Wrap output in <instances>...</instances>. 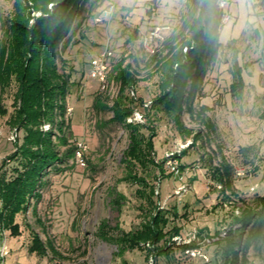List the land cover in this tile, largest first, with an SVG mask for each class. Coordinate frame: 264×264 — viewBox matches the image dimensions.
Segmentation results:
<instances>
[{"label":"rangeland","instance_id":"1","mask_svg":"<svg viewBox=\"0 0 264 264\" xmlns=\"http://www.w3.org/2000/svg\"><path fill=\"white\" fill-rule=\"evenodd\" d=\"M261 1L226 0L230 20L221 24L218 39L229 47L225 49L226 54L220 53L218 60L207 68L201 91L193 102L196 110L200 105L209 107L205 117L210 123L206 125L186 111L181 116L184 127L193 133L199 132L200 139L192 145L191 138L180 134L170 117L161 112L150 114L156 132L154 160L162 163L163 175L150 167L147 179L155 187L154 200L169 217L166 230L174 226L179 234L171 239L170 250L156 258L141 249L126 251L124 259L128 264H222L215 255L214 242L225 238L228 230L238 229L239 224H232L231 214L241 215L242 203L253 205L262 193L264 118L260 114L264 111V6ZM108 4L115 6L112 16L96 23V12ZM187 5L188 0H105L90 8L89 2L85 4L76 19L79 24L71 42L60 53L67 63L65 71L72 72L73 83L66 99V107L71 110L66 112L64 134L69 144L59 147L63 152L73 143H83L85 165L80 166L75 157L64 159L57 164L60 171L52 169L43 178L41 199L31 204L25 214L16 216L20 235L12 237L8 231H0V239L8 247L3 264L122 263L121 257L115 254V245L98 237V225L106 220L110 227L118 224L122 230L129 231L145 219L142 208L148 207L141 205L135 194L137 185L122 180L125 168L120 160L127 148V133L109 121L111 112L97 111L92 106L98 94L108 96L106 102L110 105L118 85L112 82L108 90H101L99 83L88 76V62L108 42L115 57L111 65L121 59L123 64L131 65L138 79L132 90L134 96L148 105L157 93L158 74L153 66L146 65L153 53L141 44V34L162 23L178 27ZM11 9L12 0H0L3 16H8ZM149 10L150 14L146 12ZM1 31L0 21V34ZM233 55L235 75L243 83L238 99L228 91L234 75V64L230 62ZM58 66L62 70L59 60ZM13 92L11 87L2 96L8 113L13 108ZM134 112L142 115L139 123L148 124L145 106H135ZM7 120L8 115L0 116V162L23 137V131L12 128ZM47 125L49 128L45 130ZM50 129L48 123L41 127L44 132ZM142 131L148 133L146 129ZM248 146L253 149L242 152L241 148ZM168 159L178 168L177 174L166 164ZM223 163L230 165L231 175L230 186L224 194L217 190L218 183L212 176L213 169ZM236 168H242L243 174L235 175ZM115 194L123 197L118 207L112 203ZM31 230L43 241L44 256L28 253ZM188 243H194L207 260L185 256L181 246ZM245 257L248 264H264L261 258L264 249L258 255L249 247Z\"/></svg>","mask_w":264,"mask_h":264},{"label":"trees","instance_id":"2","mask_svg":"<svg viewBox=\"0 0 264 264\" xmlns=\"http://www.w3.org/2000/svg\"><path fill=\"white\" fill-rule=\"evenodd\" d=\"M104 1L12 0L10 14L3 16L0 12V116L8 115V124L17 131H23L21 143H16L11 153L0 162V231H8L12 237L20 235L16 216L25 214L31 204L41 199L40 190L45 184L43 178L52 169L60 171L57 164L75 156L74 143L63 152L59 151L60 146L69 144L64 134L67 126L66 99L73 83L72 72L65 71L67 63L60 53L71 42L79 24L76 19L85 4L89 2L90 8ZM219 1L188 0L187 10L180 17L178 27L171 25L166 39L148 57L146 65L153 66L158 74L157 93L148 105L134 96L132 90L138 79L131 65L123 64L121 59L112 66L114 56L110 61L108 85L116 83L117 92L110 105L106 102L108 96L98 94L93 99V108L111 112L109 121L127 133V148L120 160L125 168L122 180L137 185L135 194L141 205L148 207L142 208L146 212L145 219L129 231L122 230L118 224L110 227L106 220L99 223L98 237L114 244L115 254L119 257L134 249L147 251L154 258L164 255L173 244L171 239L179 234V229L174 226L166 230L169 217L154 200L155 187L147 179L150 167L163 175L162 163L157 164L154 160L153 138L156 132L150 114L161 112L170 117L179 133L191 138L192 145L200 139V133L184 127L182 113L186 111L206 125L210 123L205 117L209 107L200 105L196 110L193 102L201 91L207 68L218 60L220 53L226 54L225 49L229 47L218 39L223 15ZM261 5L264 6V0ZM102 9L96 12V16ZM146 12L150 14V10ZM230 59L234 64V55ZM233 68V82L228 91L238 99L242 95L243 83L235 75V64ZM11 87H14L13 108L8 113L2 104V96ZM135 106L146 107L145 122L148 124L128 121L133 117ZM260 116L264 118V111ZM46 123L51 124V129L44 132L41 127ZM251 149L253 146L241 148L245 153ZM212 176L222 185L220 192L224 194L231 182L230 165H218ZM122 198V195L115 194L112 200L115 207L119 206ZM242 205L241 215L231 214L232 224H239L238 229L235 228L234 232L228 230L225 238L214 242L217 245L215 255L222 264H248L245 251L249 247L258 255L264 249V188L253 205ZM245 232L246 237L242 239ZM30 234L28 253L44 256L46 248L43 241L32 230ZM195 246L188 243L181 247L184 251ZM261 258L264 261V257ZM122 264L127 263L122 261Z\"/></svg>","mask_w":264,"mask_h":264},{"label":"built area","instance_id":"3","mask_svg":"<svg viewBox=\"0 0 264 264\" xmlns=\"http://www.w3.org/2000/svg\"><path fill=\"white\" fill-rule=\"evenodd\" d=\"M219 8L222 10L223 15L221 19V24L226 23L230 20L229 15L227 14L226 7H227V2L226 0H220L218 2ZM114 4H109L108 6L104 7L98 15L95 17V22L96 23H102L107 21L113 14L114 12ZM171 24L170 23H162L159 25H154L147 30H145L141 34V44L143 47L153 53L154 49L162 43L167 35L171 32ZM113 57V51L111 50L108 42L105 44V46L94 56L91 57L90 62H89V70H88V76L91 79H95L99 85L101 90H105L108 86V73H109V66H110V61ZM70 112L71 109L66 108V112ZM142 115L139 114L138 112L133 113L132 119H128L129 121H134V122H141ZM45 130L48 129V125L44 127ZM15 136L17 134L12 135L11 139L14 140ZM76 150H75V158L76 162L80 166L85 165L84 161V152L86 150V146L79 142L76 143ZM173 155L172 153L170 156ZM170 159L166 161V164L170 166V169L173 173L177 174L178 168L175 167ZM243 169L241 168H236L234 170L235 175L240 176L243 174ZM216 188L218 191H221L222 185L218 183L216 185ZM8 254V247L6 243L3 241V239H0V264L4 263L5 257ZM183 254L185 256L191 257V258H202L204 260H207L206 256L200 252L198 248H187L183 251Z\"/></svg>","mask_w":264,"mask_h":264},{"label":"crops","instance_id":"4","mask_svg":"<svg viewBox=\"0 0 264 264\" xmlns=\"http://www.w3.org/2000/svg\"><path fill=\"white\" fill-rule=\"evenodd\" d=\"M101 49H102V48H101ZM101 49H100V50H101ZM100 50H99V51H100ZM88 70H89V69H88ZM93 80L96 81L95 79H93ZM172 241H173V240H172ZM124 254H125V253H124ZM124 254H123V256L121 257L122 261H126V260L124 259ZM126 263H127V261H126ZM121 264H122V263H121ZM127 264H128V263H127Z\"/></svg>","mask_w":264,"mask_h":264}]
</instances>
